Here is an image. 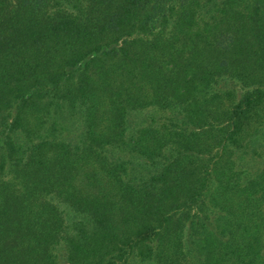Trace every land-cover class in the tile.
<instances>
[{
  "label": "trees",
  "instance_id": "16d2710c",
  "mask_svg": "<svg viewBox=\"0 0 264 264\" xmlns=\"http://www.w3.org/2000/svg\"><path fill=\"white\" fill-rule=\"evenodd\" d=\"M0 264H264V0H0Z\"/></svg>",
  "mask_w": 264,
  "mask_h": 264
}]
</instances>
